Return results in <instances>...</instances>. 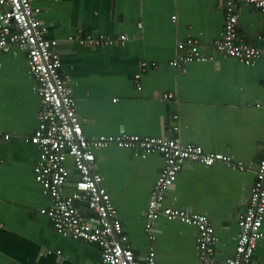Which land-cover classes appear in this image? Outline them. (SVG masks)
I'll list each match as a JSON object with an SVG mask.
<instances>
[{"label": "crops", "instance_id": "1", "mask_svg": "<svg viewBox=\"0 0 264 264\" xmlns=\"http://www.w3.org/2000/svg\"><path fill=\"white\" fill-rule=\"evenodd\" d=\"M31 3L41 9L46 37L57 40L61 73L86 137L173 136L243 162L244 168L237 169L223 161L207 166L187 160L163 200L166 207L208 217L218 238L216 257L225 264L237 243L238 215L248 205L264 145V12L244 2L236 5L239 37L259 51L253 63H245L214 49L224 24L219 0ZM78 32L82 37L125 34L128 39L117 45H81L69 39ZM188 36L199 39L206 59L171 66L177 43ZM39 110L25 53L13 46L0 54V264H100L98 245L57 233L40 212L51 203L34 178L39 148L27 140L38 125ZM94 154L93 169L116 207L127 245L145 264V210L163 157L115 144ZM66 165L70 176L63 192L69 194L76 171L70 157ZM78 206L81 217L92 222L94 213L84 203ZM262 231L250 264H264V220ZM196 234L193 225L160 216L154 264H199Z\"/></svg>", "mask_w": 264, "mask_h": 264}, {"label": "built area", "instance_id": "2", "mask_svg": "<svg viewBox=\"0 0 264 264\" xmlns=\"http://www.w3.org/2000/svg\"><path fill=\"white\" fill-rule=\"evenodd\" d=\"M224 10L222 35L213 43L217 52L253 63L259 56L251 43L241 41L238 32L236 5L244 2L264 12V0H219ZM41 9L31 0H0V54L17 46L25 53L28 73L36 82L40 96L38 125L27 140L37 145L39 157L33 166L34 178L50 198V205L40 212L51 221L54 230L74 240L94 243L100 247V264H141L134 256L124 233L110 194L101 185V176L95 172L94 150L115 144L125 149H139L143 154L158 152L163 166L151 188L145 210V233L148 253L145 264H154L155 226L160 216L193 225L196 228V253L199 264H221L216 257L217 235L208 217L176 207L163 205L167 189L174 183L185 161H196L210 166L223 161L232 168L243 169L242 161L233 162L220 152H206L199 145L182 143L173 136L117 135L85 136L76 112L75 99L61 73V59L56 50L57 40L46 37V26L39 18ZM172 20L175 19L173 15ZM140 26V24H139ZM81 45H117L124 43L125 34L106 35L80 32L70 36ZM178 55L169 64L202 61L199 39L188 36L176 45ZM145 65V63H143ZM139 74L135 81L139 83ZM140 88L139 85H137ZM172 94L165 93L164 97ZM7 139L8 133L3 134ZM70 157L76 171L72 191L63 192L70 176L66 159ZM78 203H84L94 213L92 222L83 219ZM264 220V145L255 181L250 189L249 202L239 213L237 243L225 264H250L256 241L263 236Z\"/></svg>", "mask_w": 264, "mask_h": 264}]
</instances>
